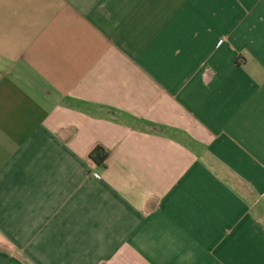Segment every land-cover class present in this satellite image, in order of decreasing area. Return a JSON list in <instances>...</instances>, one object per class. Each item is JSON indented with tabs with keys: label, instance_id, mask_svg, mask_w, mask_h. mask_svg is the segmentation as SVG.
Instances as JSON below:
<instances>
[{
	"label": "crops",
	"instance_id": "crops-1",
	"mask_svg": "<svg viewBox=\"0 0 264 264\" xmlns=\"http://www.w3.org/2000/svg\"><path fill=\"white\" fill-rule=\"evenodd\" d=\"M0 264H264V0H0Z\"/></svg>",
	"mask_w": 264,
	"mask_h": 264
},
{
	"label": "trees",
	"instance_id": "trees-1",
	"mask_svg": "<svg viewBox=\"0 0 264 264\" xmlns=\"http://www.w3.org/2000/svg\"><path fill=\"white\" fill-rule=\"evenodd\" d=\"M89 157L94 163L102 165L107 158V152L100 147H96Z\"/></svg>",
	"mask_w": 264,
	"mask_h": 264
},
{
	"label": "built area",
	"instance_id": "built-area-1",
	"mask_svg": "<svg viewBox=\"0 0 264 264\" xmlns=\"http://www.w3.org/2000/svg\"><path fill=\"white\" fill-rule=\"evenodd\" d=\"M219 44L221 43V40H219V42H218Z\"/></svg>",
	"mask_w": 264,
	"mask_h": 264
},
{
	"label": "rangeland",
	"instance_id": "rangeland-1",
	"mask_svg": "<svg viewBox=\"0 0 264 264\" xmlns=\"http://www.w3.org/2000/svg\"><path fill=\"white\" fill-rule=\"evenodd\" d=\"M223 40H221V42H222Z\"/></svg>",
	"mask_w": 264,
	"mask_h": 264
}]
</instances>
